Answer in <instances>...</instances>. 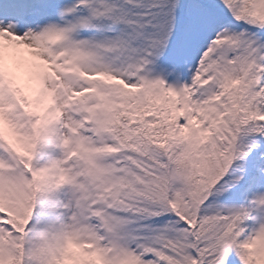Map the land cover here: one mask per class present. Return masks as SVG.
<instances>
[{
  "label": "snow or ice",
  "instance_id": "snow-or-ice-1",
  "mask_svg": "<svg viewBox=\"0 0 264 264\" xmlns=\"http://www.w3.org/2000/svg\"><path fill=\"white\" fill-rule=\"evenodd\" d=\"M0 264H264V0H0Z\"/></svg>",
  "mask_w": 264,
  "mask_h": 264
}]
</instances>
